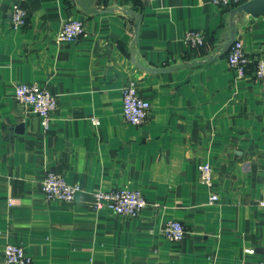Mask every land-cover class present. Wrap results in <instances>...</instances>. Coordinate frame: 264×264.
I'll use <instances>...</instances> for the list:
<instances>
[{"label":"crops","instance_id":"1","mask_svg":"<svg viewBox=\"0 0 264 264\" xmlns=\"http://www.w3.org/2000/svg\"><path fill=\"white\" fill-rule=\"evenodd\" d=\"M14 3L28 11L18 28ZM226 12L210 0H0V264L6 242L22 244L32 264H259L264 79L253 68L264 58V17L236 31L249 58L243 76L226 53L184 65L213 49ZM67 17L84 33L63 43ZM191 28L205 38L195 50L183 40ZM128 80L150 103L141 124L122 116ZM22 81L56 94L48 130L14 98ZM200 162L212 167L211 186L199 180ZM47 169L81 186L72 202L45 198ZM119 186L142 191L138 216L92 208L89 191ZM170 219L184 225L180 241L162 234Z\"/></svg>","mask_w":264,"mask_h":264},{"label":"built area","instance_id":"2","mask_svg":"<svg viewBox=\"0 0 264 264\" xmlns=\"http://www.w3.org/2000/svg\"><path fill=\"white\" fill-rule=\"evenodd\" d=\"M155 2L157 0H146ZM210 2L225 11L239 5L241 0H210ZM10 22L14 28L23 26L26 23L28 11L20 3L11 6ZM84 33L83 22L77 17H67L61 24L56 34L59 42H70ZM187 48L195 50L205 42L204 35L200 30L191 28L183 36ZM225 59L236 76H243L246 73L249 58L245 54L242 42L235 38L225 54ZM253 74L257 79H264V58H259L254 63ZM14 98L21 104L28 106L31 112L39 118L42 130L49 129L53 113L57 107L56 94L48 87L36 82H17L14 86ZM150 103L144 99L133 80H128L121 88V112L126 121L131 124H141L148 116ZM96 123V119H92ZM200 182L211 186L212 167L208 162H200L197 165ZM41 189L47 200L59 202H72L75 196L82 191L78 183H69L64 176L53 169H47L40 181ZM92 196V208L94 210L109 209L115 214L136 217L147 204L146 198L139 189L128 186L112 187L107 189H94L89 191ZM210 201L218 199L216 193L209 197ZM9 206L15 203L14 198H8ZM162 234L171 241H180L185 228L182 222L175 219L167 220L162 228ZM245 253H253L252 247H245ZM3 264H32V256L28 254L20 243L6 242L2 249ZM264 264V258L259 260Z\"/></svg>","mask_w":264,"mask_h":264},{"label":"water","instance_id":"3","mask_svg":"<svg viewBox=\"0 0 264 264\" xmlns=\"http://www.w3.org/2000/svg\"><path fill=\"white\" fill-rule=\"evenodd\" d=\"M264 17V0H247L240 3L239 5L229 9L223 17L222 21V31L218 38L216 45L213 49L207 53L205 56L195 59L193 61H187L184 63L185 66H195L208 61H212L219 57H222L233 41L236 38V31L238 28L244 24L245 20L248 18H258ZM139 24L135 26V36L137 35ZM178 66H171L169 68H146L147 70L158 72L169 69H176ZM20 125L19 127H21ZM18 127V128H19Z\"/></svg>","mask_w":264,"mask_h":264}]
</instances>
